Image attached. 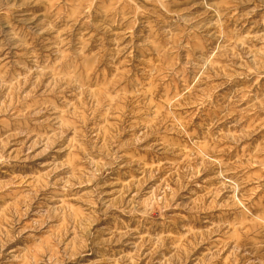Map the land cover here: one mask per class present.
I'll return each instance as SVG.
<instances>
[{
    "label": "rangeland",
    "instance_id": "1",
    "mask_svg": "<svg viewBox=\"0 0 264 264\" xmlns=\"http://www.w3.org/2000/svg\"><path fill=\"white\" fill-rule=\"evenodd\" d=\"M0 264H264V0H0Z\"/></svg>",
    "mask_w": 264,
    "mask_h": 264
}]
</instances>
